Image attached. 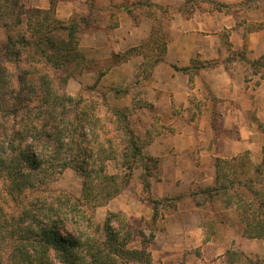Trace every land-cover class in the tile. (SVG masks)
Masks as SVG:
<instances>
[{"label":"trees","instance_id":"1","mask_svg":"<svg viewBox=\"0 0 264 264\" xmlns=\"http://www.w3.org/2000/svg\"><path fill=\"white\" fill-rule=\"evenodd\" d=\"M11 1L15 12L19 0ZM197 1L188 0L181 11L189 16ZM157 9L161 16L155 19L160 27L154 28L152 41L159 55L142 64L139 78L149 79L165 57L169 35L161 29L168 26L170 13L167 8ZM55 10L53 0L49 10L28 9L24 13L33 27L30 36L9 35L2 44L0 264H153L147 244L155 235L147 240L142 232L143 248L131 249L134 230L124 214L108 212L103 224L95 221L99 207L137 180L149 194L148 181L159 170V161L144 153L152 134L143 139L134 130L131 116L137 109L135 103L132 107H110L104 94L98 102L65 92L73 78L72 62L78 60L83 72L87 59L80 47V21L62 22L56 19ZM2 28H9L7 21ZM129 53L114 55L113 65L126 61ZM239 55L247 61L243 53ZM247 63L255 72H264V56ZM175 69L197 72L201 66ZM105 75L100 72L96 85ZM111 161L117 163V175L106 172ZM69 168L83 178L78 198L51 188ZM216 168V184L193 193L195 200L200 205L221 197L231 201L234 193L246 221L245 234L264 238V192L256 186L264 177V162L252 179L244 177L250 167L242 158L218 159ZM179 198L149 199L154 212L151 222H158L165 203L170 202L173 208Z\"/></svg>","mask_w":264,"mask_h":264},{"label":"crops","instance_id":"2","mask_svg":"<svg viewBox=\"0 0 264 264\" xmlns=\"http://www.w3.org/2000/svg\"><path fill=\"white\" fill-rule=\"evenodd\" d=\"M187 1L53 0L56 19L69 23L78 18L90 23V28L81 27L80 47L90 53L92 63L108 64L114 55L130 52L126 61L108 68L102 78L103 84L107 80L119 89L135 81L144 62L156 58L153 49L149 55L132 50L150 42L154 28L160 27L155 19L161 16L157 8L169 9L164 60L155 65L148 81L144 80L145 87L139 91L143 101L131 116L134 127L145 129L143 139L152 134L144 153L159 161L151 197H181L165 215L169 240L159 257L157 248L152 249V261L173 264L184 258V248L193 246L200 249L198 262L224 264L234 250L226 247L224 233L212 230L210 223L216 228L242 226L237 250L245 256L252 255L264 238L245 234L238 196L231 191V201L221 197L201 205L193 193L216 184L218 159L232 161L246 156L251 179L264 162V72H255L247 63L264 56V0H204L208 6L195 4L189 16L181 11ZM23 3L27 8L49 10L52 0ZM196 65L201 66L197 72L175 69ZM97 71H90V78L96 79ZM135 89L114 97V104L132 107L136 104ZM120 200L122 206L112 204L113 211L125 214L134 227L142 225L143 216L147 220L153 217L152 208L130 193ZM204 210L209 213L204 215Z\"/></svg>","mask_w":264,"mask_h":264},{"label":"rangeland","instance_id":"3","mask_svg":"<svg viewBox=\"0 0 264 264\" xmlns=\"http://www.w3.org/2000/svg\"><path fill=\"white\" fill-rule=\"evenodd\" d=\"M204 2H205L204 0H198L197 5H199L201 8L207 7L208 5L207 6L204 5ZM11 3H12L11 0H0V12H2V14L0 13V62L2 61V56H1L2 44L6 42L7 36L10 35L12 37H23V36L29 37L30 32H32L33 30L32 25L28 23V17L26 16L27 13H24V12H26L28 9H34V8H27L25 4L23 3V0H19L18 7L16 9L17 11L14 12L10 7ZM19 20H20V23H19ZM5 21L8 22L9 28H2ZM77 21H78V18H77ZM78 24H80V27L82 28L84 27V25L87 27L89 26L88 28H90V23H88V21L83 20L80 23L78 22ZM82 28H81V32H82ZM88 28L86 30H88ZM161 31L163 34L168 33L166 28H163V30L161 29ZM80 36H81V33H80ZM155 46H156V43H153L151 39L150 42L140 46L141 49L139 50H141L142 52L144 51L149 55L152 53V49H153L155 57H157L159 55V52H155V48H154ZM139 50H135V52H138ZM82 52L87 59V64H85L84 66V71L81 72L80 67H78V60H75L72 62V65L70 66V68L74 67V69L71 72L73 78L69 81L68 85L65 87L64 89L65 92L70 96L76 97V96L81 95L84 99H87V100L94 99L98 102H101L102 95L104 94L106 96L105 98L110 107L124 108L121 106H117V104H114L113 102L114 97H119V96L121 97V95L117 94L116 91L117 90L128 91L131 87L133 88L136 87L137 89H135L134 95L135 96L137 95L135 98V101H136L137 108H138V103L143 101L141 97L142 95L139 91H141V89L145 87L144 80L148 81V79L143 78V81H142L141 78H139L138 74L142 73L143 70L140 69L139 73L137 74L135 78V81L131 82L125 89L114 88L110 86V84L108 85L109 82L107 80H105V84H103L102 78L100 82L96 85L98 75H100V72H103L106 74L109 70L108 68L116 66V65H113L112 62L108 64L92 63L89 60L90 53L86 52L83 49H82ZM111 61H113V59H111ZM94 68L99 69V71H97L95 75L96 79L90 78V76L88 75L90 74V70ZM94 86L95 88L92 89V87ZM134 130L137 132V134L141 136V134L143 133L145 129L139 128V127L137 129V127H134ZM153 131H157V130L154 129ZM241 158H242L243 163L247 162L248 160L246 156H243ZM106 172L109 175H117L119 173L117 163L115 161L108 162L106 164ZM249 175H246L244 177L248 178L250 177ZM157 179H158V171L155 172V178L149 179L148 183L150 184V186H152L153 180H157ZM256 182H258V184L261 185L260 187H262V191L264 192V177L263 176L260 177V180ZM256 186L258 187V185ZM51 188L55 191L66 192L78 198L82 195L83 178L76 170H74L73 168H69V169H66L64 172H62V174L58 176L56 180L51 183ZM124 192L130 193V195L136 198V200L141 201L142 203L145 204V206L147 207L149 206L151 208L150 204L147 203L149 199H153L151 197V189H150L149 194H147V192L144 190V186L140 184V182L137 180L136 182L130 184L120 195H118L114 199L110 200L106 205L99 207L96 210L95 221L97 223L103 224L108 212L121 213V212L113 211L111 205L116 204V205H120L121 207L123 203L120 200V196L125 194ZM163 206L164 207L161 208L159 211L160 217L156 224L151 222L152 218L151 220H147L144 216L142 217V225L140 226L135 225L134 227L131 224L134 230V237L130 244L131 249L141 250L143 248L144 239L141 234L142 232L144 233L147 240L150 239L151 235H155V238L149 244H147V248H148V251L151 253V256L153 254L152 249L155 250V248H157L156 254H157V257H159L161 247L164 244H166V242L169 240V237L165 231V222H163V220H165L166 213H168L169 210L170 211L173 210L170 202L165 203ZM203 213L204 215H207L209 211L204 210ZM124 216L126 215L124 214ZM210 228L212 230L217 229L218 232L222 231L224 233V236L226 237L224 240L226 247L234 250L232 254L228 255V257L225 258L224 264H264V240L257 242L258 244H256L255 246V252H253L252 255L245 256L243 253L240 252V249L237 250L238 247H240L239 244H237V242H238V237L240 236L242 232V226L233 225V226H224L221 228L219 227L216 228L214 224L212 225L210 223ZM157 236L159 237L158 240H156ZM233 237H235L234 240L232 239ZM174 242H178V241L175 240ZM199 250L200 249L198 248L194 249L193 246H190V248H184V253H185L184 258L182 260L176 261L173 264H181L182 261H185V264H187L188 259L190 261L193 259L192 260L193 262L192 263L190 262V264H203L202 262H198V258L196 257V256H199V259L201 258ZM192 256L197 258V260L195 258H192ZM129 264H138V262H133Z\"/></svg>","mask_w":264,"mask_h":264}]
</instances>
